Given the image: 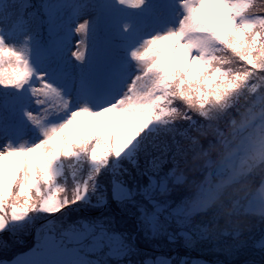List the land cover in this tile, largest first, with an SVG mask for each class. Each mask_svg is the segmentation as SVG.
<instances>
[{"label": "snow or ice", "instance_id": "1", "mask_svg": "<svg viewBox=\"0 0 264 264\" xmlns=\"http://www.w3.org/2000/svg\"><path fill=\"white\" fill-rule=\"evenodd\" d=\"M264 264V0H0V264Z\"/></svg>", "mask_w": 264, "mask_h": 264}, {"label": "rangeland", "instance_id": "2", "mask_svg": "<svg viewBox=\"0 0 264 264\" xmlns=\"http://www.w3.org/2000/svg\"><path fill=\"white\" fill-rule=\"evenodd\" d=\"M179 249H182L184 252H187L189 254L195 255V258L193 261L196 262V264H214L215 260L217 258V254L208 251V250H200L197 247L187 248L183 245L182 239H177L175 243L169 242L167 240H164L162 242H156V243H149L142 245L141 250L144 253H147V255L141 256L140 259L149 258L150 260H155L157 258H165V259H172L174 257L166 258L168 254L173 253ZM179 259H186L181 257H176Z\"/></svg>", "mask_w": 264, "mask_h": 264}, {"label": "trees", "instance_id": "3", "mask_svg": "<svg viewBox=\"0 0 264 264\" xmlns=\"http://www.w3.org/2000/svg\"><path fill=\"white\" fill-rule=\"evenodd\" d=\"M169 257H181V258H186V260L189 261V264H196L194 260L195 256L187 253V252H184L182 249H179L173 253H171L170 255H168L166 258H169ZM142 260H150L149 258H145V259H142ZM201 264V263H199ZM215 264V263H214Z\"/></svg>", "mask_w": 264, "mask_h": 264}, {"label": "water", "instance_id": "4", "mask_svg": "<svg viewBox=\"0 0 264 264\" xmlns=\"http://www.w3.org/2000/svg\"><path fill=\"white\" fill-rule=\"evenodd\" d=\"M193 256V254H191ZM195 256V255H194Z\"/></svg>", "mask_w": 264, "mask_h": 264}]
</instances>
